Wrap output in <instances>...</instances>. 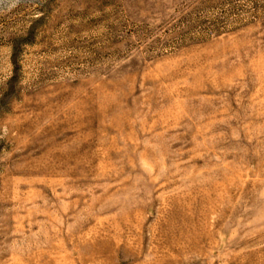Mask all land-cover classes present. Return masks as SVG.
Returning a JSON list of instances; mask_svg holds the SVG:
<instances>
[{
	"label": "rangeland",
	"instance_id": "obj_1",
	"mask_svg": "<svg viewBox=\"0 0 264 264\" xmlns=\"http://www.w3.org/2000/svg\"><path fill=\"white\" fill-rule=\"evenodd\" d=\"M0 264H264V0H0Z\"/></svg>",
	"mask_w": 264,
	"mask_h": 264
}]
</instances>
